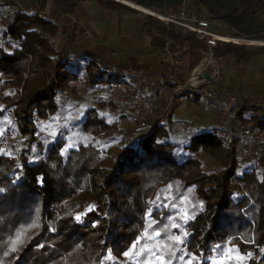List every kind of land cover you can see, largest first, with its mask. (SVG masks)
Masks as SVG:
<instances>
[{"label": "trees", "instance_id": "1", "mask_svg": "<svg viewBox=\"0 0 264 264\" xmlns=\"http://www.w3.org/2000/svg\"><path fill=\"white\" fill-rule=\"evenodd\" d=\"M51 1L56 12L47 17L33 1H0V94L7 89L17 93L4 101L11 105L24 136L14 153L0 158L4 190L0 192V264H127L142 235L156 232L161 233L157 238L166 240L164 253L172 257L171 252L179 250L173 254L176 260L186 254L193 264H210L215 252L229 243L243 256L231 264H264V156L253 154L240 167L244 143L227 148L213 132H199L187 146H179L171 123L173 109L164 123L158 121L165 101L139 140L124 139L115 154L107 151L111 159H106L98 140L117 129V123L96 110L78 121L92 140L65 151L59 139L36 146L42 126L56 123L70 96L79 92L77 83L90 94L103 86L129 84L122 75L126 66L105 62L84 42L94 19L90 26L82 23L78 5L94 7L95 17L114 11L134 19L135 35L147 45L168 47L186 59L187 72L180 83L202 63L207 50L205 42L163 27L155 17L116 0ZM125 1L163 14L178 13L184 4V0ZM186 10L220 22L232 38L264 42V0H190ZM247 49L220 43L213 50L222 70L218 83L224 82L228 64L238 66L254 55L264 56L263 46ZM170 70L165 63L146 67L143 90L160 89ZM138 91L140 87L133 93ZM201 96L186 92L180 98L199 102ZM234 108L240 123H264V103L251 109L242 101ZM200 153L213 160L210 170L195 157ZM188 189L201 208L185 225L184 244L176 245L168 240L179 234L171 227L168 194L180 202ZM88 203L93 207L77 221L76 214Z\"/></svg>", "mask_w": 264, "mask_h": 264}, {"label": "rangeland", "instance_id": "2", "mask_svg": "<svg viewBox=\"0 0 264 264\" xmlns=\"http://www.w3.org/2000/svg\"><path fill=\"white\" fill-rule=\"evenodd\" d=\"M23 1L35 2L41 15L45 17H47L51 13L56 12V9L53 6L51 0ZM118 1L137 8V6L131 2L129 3L125 0ZM98 24L101 30L104 32V29L106 27V20H103ZM135 24L136 22L134 20H130L126 25V30L128 32H132L135 28ZM212 27L215 31L217 30L218 32H225L230 37V33L227 32L225 26H223L220 22H213ZM106 36L108 37L109 34H105L104 38H106ZM107 41L109 42L110 39ZM254 47L255 45L251 47L249 46L247 50L254 51ZM165 48L162 47L154 49L157 50L156 53H159L158 57L162 55ZM180 62L181 66L178 73L179 75L184 76L187 72V61L186 59L184 60L183 58H180ZM202 90L208 91L211 94L212 98L221 99L232 104L233 108L236 105L240 104L242 101L245 102L251 109L255 108V106L262 105L264 103V56L260 54L254 55L249 59L248 62L240 64L238 66L234 64L230 66L228 64L224 82L218 83L217 85L205 86L202 88ZM9 96L15 98L17 96V93L14 90L7 89L2 94H0V134L11 129L10 115L14 113V111L10 107L11 105H9L8 102L4 101V98ZM205 100L206 99L202 95L199 102H196L192 98H185L184 100L180 98L176 102V105L173 108L172 112L171 123L174 129L175 140L177 141L179 146H187L189 144V140L193 135L199 132H209L213 128V125H216V121L214 119L215 117L212 114H206L203 111L202 104ZM180 104L181 106L179 107V110H177V107ZM95 107L98 109L99 114L108 118L109 121H114L117 123V129L102 135L98 140L99 148L104 154H107V151H110L111 154H115L118 148L121 146V143H123L124 139H127V141L130 143L133 140H139L144 135L145 129L140 128L138 124L133 121H126L124 116L121 117V112L107 106L100 107L97 104H95ZM77 115V118H74V114L70 113V125L66 128H63V125L58 124L59 118L57 119L56 123L44 124L38 134L40 136V139H42V141L46 139H59L64 144L63 151L67 150L68 148L77 147V145L82 141L92 140V137L89 133H84L81 130L78 121H80L82 117L80 113ZM53 132L56 133L55 136L51 134ZM23 140L24 136L20 142H22ZM253 154L254 151H248L247 159L253 158ZM111 157L112 156L109 153L107 154L106 159H111ZM195 157H198V159L202 161L205 170H210L213 166V160H211V158H209L205 154L200 153L198 155H195ZM247 162L248 160L240 161V167ZM96 179L99 182L102 180L101 176L96 177ZM168 196H170V198L169 202L166 205H169L173 212L172 217L170 218L171 227L173 224H178L179 228H172L178 230L179 234H181L183 238L185 225L195 216V214L201 208V205L199 204L195 193L191 189L186 190L180 202L172 201V196L170 194H168ZM92 207L93 206L91 205V203H88L85 205L84 209L76 215L82 216ZM185 213H187L188 215L185 216ZM168 240L170 239L168 238ZM162 241L157 238L156 233L153 235L145 233L138 240V244H136L138 246L137 252L133 254V257L131 256L127 258V264H159V261L156 259L157 255L170 257V264H187V261L189 259L194 262V259L192 257H185L184 255L186 254L177 257V260L174 259L173 254L175 252H179V250L177 249L171 252L172 257L167 253H164L163 248L166 243H163ZM242 258L243 256L239 254L237 248L234 245L226 243L221 250L216 251L215 254L210 258V264H231L239 260L241 261Z\"/></svg>", "mask_w": 264, "mask_h": 264}, {"label": "built area", "instance_id": "3", "mask_svg": "<svg viewBox=\"0 0 264 264\" xmlns=\"http://www.w3.org/2000/svg\"><path fill=\"white\" fill-rule=\"evenodd\" d=\"M190 0H184L178 13H159L149 14L159 20L161 26L166 28H175L179 32L192 35L197 40L205 42L207 50L203 52L204 59L189 75L185 83H180L179 70L181 66L178 54H175L166 47L158 59L160 62L170 66L171 70L165 80V84L155 91H139L135 95L129 96L125 93L122 86L112 84L103 86L93 94H81L83 101L93 102L99 106H107L124 113L126 121H133L143 127L148 122L158 117L161 101L167 103L166 107L158 117L159 123H164L166 117L174 108L177 100L183 93H200L206 99L202 106L206 114H212L217 117V129L215 137L225 147H231L236 143H244L247 150L254 151V154L264 156V123L251 121L242 124L237 120V111L232 104L212 98L211 94L202 90L205 86H212L218 83L221 78V67L213 54V50L220 43H232L226 41V37L218 34L205 16L191 14L186 10V4ZM242 40V39H240ZM248 41V40H245ZM259 42V41H248ZM264 43V42H260ZM238 44V43H233ZM251 47L253 45L238 44ZM263 46L264 45H255ZM78 85V83L76 84ZM71 111L66 109L59 117L58 124L66 128L70 125ZM11 129L0 134V158L14 153L16 145L23 138V133L18 124L14 113L10 115ZM36 146L42 143V139L37 134ZM241 160L248 158V152L240 155Z\"/></svg>", "mask_w": 264, "mask_h": 264}, {"label": "crops", "instance_id": "4", "mask_svg": "<svg viewBox=\"0 0 264 264\" xmlns=\"http://www.w3.org/2000/svg\"><path fill=\"white\" fill-rule=\"evenodd\" d=\"M77 11L80 21L86 26H90L91 19H94V24L90 26V33L86 34L84 37V42L91 48V50L105 62L114 60L116 64L113 65L126 66V71L122 74L129 81L128 85L122 86L125 93L132 96L139 92L133 93V90L138 87H140V91L147 89L146 86L142 87L140 85L141 83H145V68H152L154 65L162 62L158 59L159 53H156L157 50H154L155 48L152 45H147L144 38L135 35V28L132 32H128L126 30L127 23L134 19L125 17L124 15L114 11H106L102 15L95 17L97 15V11L89 4L78 5ZM103 20H106L104 32L98 24ZM107 33L109 36L104 38V35ZM109 39L110 41L108 42L107 40ZM135 64L141 68L131 70ZM155 80H158V78L155 77ZM77 86L79 92L71 95L68 101L67 109L71 111V114L80 113L83 118V116L90 110L98 111L95 107V103L83 101L81 98V94L89 95L90 93H88L80 83ZM182 100H184V98ZM180 106L181 104L177 107V110H179ZM121 113V117L124 116V113ZM214 119L216 121V125H213V128L209 131L213 133H215L217 129V117ZM147 125L148 123L143 127L138 126L142 129H146ZM244 151L248 152L245 145Z\"/></svg>", "mask_w": 264, "mask_h": 264}, {"label": "snow or ice", "instance_id": "5", "mask_svg": "<svg viewBox=\"0 0 264 264\" xmlns=\"http://www.w3.org/2000/svg\"><path fill=\"white\" fill-rule=\"evenodd\" d=\"M51 134H52L53 136L56 135L55 132H53V133H51ZM3 191H4L3 189H0V192H3ZM184 215L187 216L188 214L185 213ZM75 219H76L77 221H79V220L81 219V217H80L79 215H77V216L75 217ZM172 227H173V228H179V225H178V224H173ZM160 235H161L160 232H156V236H160ZM186 235H187V233L184 232V233H183V236H186ZM169 239L172 240V241H174V243H175L176 245H183V244H184V239L182 238V235H181V234H174V235H172L171 237H169ZM133 247H135V245H133ZM165 247H167V245H165ZM13 250H15V248H13ZM123 254H124L125 256H129V255H130L129 252H124ZM250 255H251V254L249 253V256H250ZM156 259L159 261V264H170L169 260H168L164 255H157V256H156ZM187 264H193V261H192L191 259H189V260L187 261Z\"/></svg>", "mask_w": 264, "mask_h": 264}, {"label": "bare ground", "instance_id": "6", "mask_svg": "<svg viewBox=\"0 0 264 264\" xmlns=\"http://www.w3.org/2000/svg\"><path fill=\"white\" fill-rule=\"evenodd\" d=\"M116 1H118V0H116ZM137 8H138V9H141V10H144L143 8L138 7V6H137ZM144 11H146V12L149 13V14H155V12L150 11V10H144ZM225 39H226V41H228V42L238 43V44H247V45H264V43H260V42H248V41H245V40L235 39V38H231V37H226Z\"/></svg>", "mask_w": 264, "mask_h": 264}, {"label": "water", "instance_id": "7", "mask_svg": "<svg viewBox=\"0 0 264 264\" xmlns=\"http://www.w3.org/2000/svg\"><path fill=\"white\" fill-rule=\"evenodd\" d=\"M115 1V0H114ZM121 1H124V0H121ZM117 2H120V1H117ZM127 2V1H126ZM120 3H122V2H120ZM130 3V2H129ZM123 4H125V3H123ZM125 5H127V4H125ZM127 6H129V5H127ZM137 6V5H136ZM131 7V6H130ZM138 7H140V6H138ZM132 8H134V7H132ZM142 8V7H141ZM134 9H136V10H138V11H140V12H142V13H145V14H148L146 11H144V10H147V9H144V10H140V9H137V8H134Z\"/></svg>", "mask_w": 264, "mask_h": 264}]
</instances>
